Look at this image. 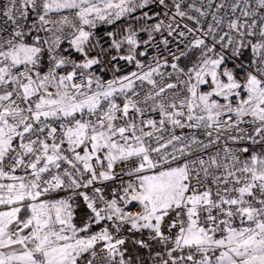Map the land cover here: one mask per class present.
<instances>
[{
  "label": "snow or ice",
  "instance_id": "snow-or-ice-1",
  "mask_svg": "<svg viewBox=\"0 0 264 264\" xmlns=\"http://www.w3.org/2000/svg\"><path fill=\"white\" fill-rule=\"evenodd\" d=\"M0 264H264V0H0Z\"/></svg>",
  "mask_w": 264,
  "mask_h": 264
}]
</instances>
